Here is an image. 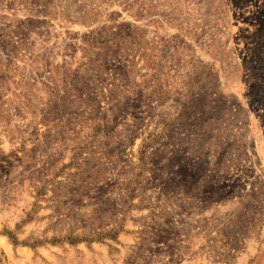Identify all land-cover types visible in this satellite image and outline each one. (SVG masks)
I'll list each match as a JSON object with an SVG mask.
<instances>
[{
  "label": "rangeland",
  "instance_id": "1",
  "mask_svg": "<svg viewBox=\"0 0 264 264\" xmlns=\"http://www.w3.org/2000/svg\"><path fill=\"white\" fill-rule=\"evenodd\" d=\"M0 264H264V0H0Z\"/></svg>",
  "mask_w": 264,
  "mask_h": 264
}]
</instances>
